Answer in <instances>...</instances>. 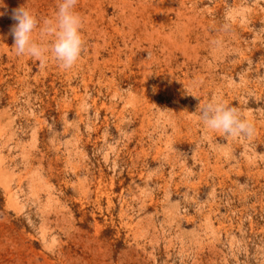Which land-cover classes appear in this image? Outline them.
I'll list each match as a JSON object with an SVG mask.
<instances>
[{
	"label": "rangeland",
	"instance_id": "374dc122",
	"mask_svg": "<svg viewBox=\"0 0 264 264\" xmlns=\"http://www.w3.org/2000/svg\"><path fill=\"white\" fill-rule=\"evenodd\" d=\"M57 4L0 0V264H264V0H77L67 70L12 48Z\"/></svg>",
	"mask_w": 264,
	"mask_h": 264
},
{
	"label": "clouds",
	"instance_id": "9594fccd",
	"mask_svg": "<svg viewBox=\"0 0 264 264\" xmlns=\"http://www.w3.org/2000/svg\"><path fill=\"white\" fill-rule=\"evenodd\" d=\"M77 0H58L54 18H46L40 26V21L27 8L19 7L13 10L12 19L16 21L11 34L17 56L28 55L47 62V54L59 66L71 69L79 60L84 49V40L81 35L82 18L75 11ZM2 15V13H0ZM39 27V39H33V32ZM48 37H52L51 40ZM46 42V43H45ZM155 91V89H153ZM199 118L204 126L212 131L222 132L225 136L239 137L253 134V125L243 119L236 108H233L218 99L199 104Z\"/></svg>",
	"mask_w": 264,
	"mask_h": 264
}]
</instances>
